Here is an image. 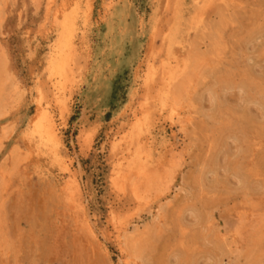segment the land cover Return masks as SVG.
Instances as JSON below:
<instances>
[{"label": "rangeland", "instance_id": "1", "mask_svg": "<svg viewBox=\"0 0 264 264\" xmlns=\"http://www.w3.org/2000/svg\"><path fill=\"white\" fill-rule=\"evenodd\" d=\"M47 1L1 4L0 264H264V0Z\"/></svg>", "mask_w": 264, "mask_h": 264}, {"label": "bare ground", "instance_id": "2", "mask_svg": "<svg viewBox=\"0 0 264 264\" xmlns=\"http://www.w3.org/2000/svg\"><path fill=\"white\" fill-rule=\"evenodd\" d=\"M56 1L57 0H48L47 1V4L45 6V12H46V15H49L50 12L53 10L55 4H56ZM4 2V0H0V14H1V4ZM204 17V16H203ZM37 49V48H36ZM49 62H51L53 65L55 64V60H54V56H53V51L52 49L50 48L49 50ZM52 61H51V60ZM186 64L184 65V68L182 69L181 73L180 74H177L176 72H172L169 76V81L167 83V86L165 88H169L168 92L166 91V98H167V101L168 103L170 104H174L175 100H176V96H178V94L176 95L175 94V81L182 75L184 74L187 69L189 68L190 64L185 62ZM54 87V85H53ZM176 103V102H175ZM6 104L7 102H4V104L2 106L6 107ZM40 108V107H39ZM6 109V108H4ZM42 109V108H41ZM9 110H0V118L1 117H5L6 114L8 113ZM44 115L46 117L45 119V123L43 124V126H41V136L44 137L46 140H55L58 139V129L55 125V122L52 118H50V116H48V112L47 111H44ZM178 114V113H177ZM175 116V115H174ZM177 118V117H176ZM44 122V121H43ZM10 126H5L2 130V136L4 138L8 137L9 133H10ZM164 142L165 144L168 143V140L164 138ZM53 143V142H52ZM59 143V142H58ZM57 143V145H59ZM55 144V142H54ZM56 145V147H57ZM168 146V145H166ZM170 149H174V146H171ZM140 167L136 168V173L138 175L139 178L143 179V180H147L151 177L152 175V170L148 167L147 164H139ZM154 174V173H153ZM90 226V225H89ZM138 227H134L133 226V229H131L128 225L124 226L123 228L121 227L118 232H117V239L119 240L123 235V233H131L133 232V230H137ZM136 233V232H135Z\"/></svg>", "mask_w": 264, "mask_h": 264}]
</instances>
